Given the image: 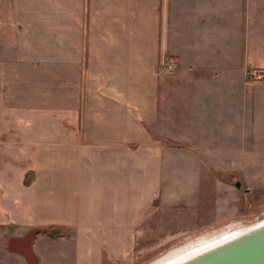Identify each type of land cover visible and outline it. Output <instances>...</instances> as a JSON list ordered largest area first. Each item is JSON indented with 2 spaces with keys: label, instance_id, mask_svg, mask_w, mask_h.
Masks as SVG:
<instances>
[{
  "label": "crops",
  "instance_id": "0c3cea01",
  "mask_svg": "<svg viewBox=\"0 0 264 264\" xmlns=\"http://www.w3.org/2000/svg\"><path fill=\"white\" fill-rule=\"evenodd\" d=\"M258 159L264 0H0L7 262L53 226L66 234L35 237L36 264H132L152 208Z\"/></svg>",
  "mask_w": 264,
  "mask_h": 264
},
{
  "label": "rangeland",
  "instance_id": "374dc122",
  "mask_svg": "<svg viewBox=\"0 0 264 264\" xmlns=\"http://www.w3.org/2000/svg\"><path fill=\"white\" fill-rule=\"evenodd\" d=\"M209 172L210 178L191 199L181 200L173 206H156L144 216L137 229L132 264H150L199 235L220 231L229 225L248 227L264 220V160L252 164L248 176L214 169ZM237 182L238 188L235 186ZM32 241L31 234L9 242L8 247L22 258L24 256L27 264H36ZM0 264L21 263L7 262L2 255Z\"/></svg>",
  "mask_w": 264,
  "mask_h": 264
},
{
  "label": "water",
  "instance_id": "95a60500",
  "mask_svg": "<svg viewBox=\"0 0 264 264\" xmlns=\"http://www.w3.org/2000/svg\"><path fill=\"white\" fill-rule=\"evenodd\" d=\"M258 223L175 264H264V220Z\"/></svg>",
  "mask_w": 264,
  "mask_h": 264
},
{
  "label": "bare ground",
  "instance_id": "6f19581e",
  "mask_svg": "<svg viewBox=\"0 0 264 264\" xmlns=\"http://www.w3.org/2000/svg\"><path fill=\"white\" fill-rule=\"evenodd\" d=\"M245 229L246 227L234 228L233 225H229L225 227V229H222L220 231L218 230L213 233L199 235L197 237L191 238L184 244L169 250L156 260H153V262L150 264H175L200 250H203L207 247L213 246L214 244L231 238L232 236H235L236 234L244 231Z\"/></svg>",
  "mask_w": 264,
  "mask_h": 264
},
{
  "label": "trees",
  "instance_id": "16d2710c",
  "mask_svg": "<svg viewBox=\"0 0 264 264\" xmlns=\"http://www.w3.org/2000/svg\"><path fill=\"white\" fill-rule=\"evenodd\" d=\"M65 234H66L65 231L58 227H53V226L44 227V228L36 229L32 232V240L39 235H44L51 240H56L61 237H64Z\"/></svg>",
  "mask_w": 264,
  "mask_h": 264
},
{
  "label": "flooded vegetation",
  "instance_id": "af4514ba",
  "mask_svg": "<svg viewBox=\"0 0 264 264\" xmlns=\"http://www.w3.org/2000/svg\"><path fill=\"white\" fill-rule=\"evenodd\" d=\"M235 186H236V184H235Z\"/></svg>",
  "mask_w": 264,
  "mask_h": 264
}]
</instances>
